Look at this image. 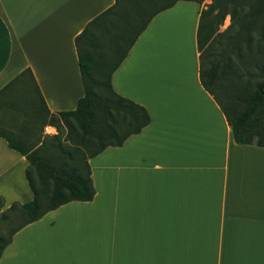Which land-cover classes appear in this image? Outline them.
Here are the masks:
<instances>
[{"label":"crops","instance_id":"0c3cea01","mask_svg":"<svg viewBox=\"0 0 264 264\" xmlns=\"http://www.w3.org/2000/svg\"><path fill=\"white\" fill-rule=\"evenodd\" d=\"M113 4L0 0V89L28 70L49 113L73 110L82 96L74 38ZM201 9L179 1L150 20L110 78L148 125L88 159L91 201L22 227L0 264H264V148L235 144L200 84ZM26 166L0 138L2 210L31 199Z\"/></svg>","mask_w":264,"mask_h":264},{"label":"trees","instance_id":"16d2710c","mask_svg":"<svg viewBox=\"0 0 264 264\" xmlns=\"http://www.w3.org/2000/svg\"><path fill=\"white\" fill-rule=\"evenodd\" d=\"M179 1L200 5L203 0H114L86 24L74 38L82 96L73 110L49 113L28 70L0 89V138L25 159L24 178L31 193L28 202H13L5 210L0 197V223L13 214L22 217L8 235L0 233V255L22 227L69 202L91 201L95 191L88 159L120 147L148 125L146 109L116 94L110 78L150 20ZM225 16L230 24L218 33ZM195 43L200 84L218 104L232 141L264 148V0H211L199 11ZM251 50L255 55L245 56ZM235 72V80L240 73L257 80L233 88L232 94L227 91V112L211 87ZM17 114L22 121L14 126ZM31 124L53 127L56 133L34 140Z\"/></svg>","mask_w":264,"mask_h":264},{"label":"rangeland","instance_id":"374dc122","mask_svg":"<svg viewBox=\"0 0 264 264\" xmlns=\"http://www.w3.org/2000/svg\"><path fill=\"white\" fill-rule=\"evenodd\" d=\"M210 2H211V0H203L202 9L205 8V6L208 5ZM229 24H230L229 16H225L221 25L218 26L217 32L221 33L222 31H224L229 26ZM251 37L255 41V39L258 38V34H256V32H254V34H252ZM175 44H178V43L175 42ZM218 50H219V46L217 47V49L215 51L218 52ZM255 53L256 52L254 50H251L250 52H246L245 56L249 57L252 54L255 55ZM232 57H234V56L232 55ZM246 67L250 72H252V73L254 72V70H252V68L250 66H246ZM236 68L238 69L237 66H236ZM241 68H239L238 70H241ZM236 72L234 74L228 75L225 78H220V80L217 82L216 86L211 87L212 94H213L214 98L227 112L231 111L230 107H229L227 91L230 92V94H232L233 88L238 89L240 86H242L244 83H246V81H250L251 83H255V81L257 80L256 76L250 77V76L242 74V73H240L241 74L240 80L239 79L235 80V77L237 76V75H235V74H237ZM21 119H22V117L19 114H17V118L15 119V125L14 126L19 125V123L22 121ZM31 129H32L31 130V137L34 138V140L37 137L44 135V134H42V131H41L42 129L38 128V125H32L31 124ZM54 131H55V129H54ZM55 133H56V131H55ZM47 134H45V135H47ZM47 136H51V135L48 134ZM21 221H22L21 216H19L17 214L11 215L7 221L0 223V233L4 236L8 235V233L13 228H15L19 223H21Z\"/></svg>","mask_w":264,"mask_h":264}]
</instances>
